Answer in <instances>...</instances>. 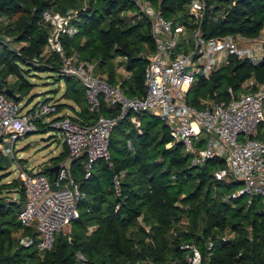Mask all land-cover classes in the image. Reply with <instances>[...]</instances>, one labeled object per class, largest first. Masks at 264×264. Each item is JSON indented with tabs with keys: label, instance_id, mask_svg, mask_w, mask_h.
Listing matches in <instances>:
<instances>
[{
	"label": "trees",
	"instance_id": "1",
	"mask_svg": "<svg viewBox=\"0 0 264 264\" xmlns=\"http://www.w3.org/2000/svg\"><path fill=\"white\" fill-rule=\"evenodd\" d=\"M149 1L173 21V27L195 26L185 12L188 0ZM207 4L221 14L214 18L215 13L206 12L203 16L200 28L205 38L225 34L255 37L264 30V0H207ZM68 8L76 10L72 20L76 32L62 36L65 54L76 53L79 59L94 63L95 73L119 85L127 97L144 93V69L155 43L149 20L128 0H0V83L12 90L14 96L8 98L20 103L28 96L29 103L37 97L32 92L36 84L29 77L50 73L56 85H63V101L58 100L51 116L64 109H70L72 118L83 123H92L98 114L115 116L119 107L108 106L102 99L99 111L90 112L79 79L61 73L60 57L46 49L50 24L42 13L64 14ZM178 11L182 16H177ZM4 37L10 38L13 48L2 42ZM120 68L129 73L127 78L119 76ZM11 76L15 80H9ZM245 81H250L245 86L249 91L264 84V56L256 63L231 58L208 79L191 85L186 100L197 108L207 99L227 103L228 89L237 96ZM58 92L56 88L42 95L54 97ZM132 114L127 113L112 128L109 158L97 159L89 177L84 178V156L70 160V173L85 196L77 203L78 216L71 221L70 232H58L51 249L22 245L13 236L23 228V235L36 240V231L22 227L17 219L26 201L21 181L0 184V264H186L184 243L199 249L202 264H264L261 198L232 196L241 183L213 176L224 166L222 159L193 164L192 154L173 142L159 117L137 114L140 125L135 126ZM51 122L38 121L34 133L56 131ZM263 128L264 120L255 137H264ZM63 148L59 156L50 158L51 166L68 157L64 143ZM3 169L6 167L0 165ZM38 171L53 181L55 171L50 166ZM4 190L16 191L17 198L5 202ZM208 242L212 243L209 248ZM78 252L85 261L77 258Z\"/></svg>",
	"mask_w": 264,
	"mask_h": 264
},
{
	"label": "built area",
	"instance_id": "2",
	"mask_svg": "<svg viewBox=\"0 0 264 264\" xmlns=\"http://www.w3.org/2000/svg\"><path fill=\"white\" fill-rule=\"evenodd\" d=\"M128 1L149 20L155 43L144 69V93L135 97L125 96L119 85H112L97 75L94 63L79 59L75 53L65 54L61 38L76 32L71 22L74 12L61 14L45 10L42 13L43 20L50 24L46 49L60 57V72L79 79L90 112L99 111L102 99L108 106L119 107L117 115L98 114L92 123L66 115L51 122L55 103L43 100L23 111L21 103L0 91V149L7 143L3 148L5 154L14 158L15 142L36 132L38 121L51 122L68 151L67 159L57 165L52 182L39 171L18 167L26 201L17 219L22 227H34L36 231V240L29 235L18 238L22 245L35 244L41 251L51 249L55 235L78 216L77 203L85 195L70 173V160L84 156V178L89 177L97 159L109 158L112 128L130 111L133 112L130 120L135 126L140 125L137 114L148 112L159 117L173 142L181 143L192 154L193 164L222 159L224 166L213 173L214 178L237 180L241 188L232 196H258L264 203V137H255L258 125L264 120V84L237 96L229 88L227 103H211L207 99L202 108H197L186 100L191 85L208 79L212 72L228 65L231 58L258 62L264 56V30L245 42L240 34L205 38L200 28L203 16L206 12L215 13L214 18L221 14V11L214 12L207 0H188L189 16L195 22L190 29L181 24L173 27V21L166 19L149 0ZM2 42L9 48L14 47L9 37H4ZM114 182L118 193L117 177ZM211 245L208 242V248ZM182 247L187 251L186 264H202L200 251L194 244L184 243ZM77 258L85 261L79 252Z\"/></svg>",
	"mask_w": 264,
	"mask_h": 264
},
{
	"label": "rangeland",
	"instance_id": "3",
	"mask_svg": "<svg viewBox=\"0 0 264 264\" xmlns=\"http://www.w3.org/2000/svg\"><path fill=\"white\" fill-rule=\"evenodd\" d=\"M154 6H156V4H154ZM70 12H74L71 18V22H72V20L76 16V10L72 8H68L65 10V13H70ZM185 12L189 15L188 8L185 9ZM182 14H183L182 11L177 12L178 17L182 16ZM128 15H132V13L128 12ZM249 38L252 37L243 36V35L241 36V40L243 42H245L246 39ZM117 72L120 77L127 78L129 76V73H127L123 68L118 69ZM50 75H51L50 73L41 72L38 73L37 77H34L33 75L32 77H29L28 80L36 84L32 90V92L35 93L34 96L46 94L50 92V90L59 88V92L55 95V101H56L60 99L59 96L62 92L63 85L62 84L56 85L55 81L50 77ZM9 80L13 81L15 80V77L11 76ZM249 83L250 81H245L242 85L241 90H239L238 93L241 94V93L249 92V90L245 89V86L248 85ZM27 99L28 96L23 98V100L20 102L23 111L29 110L37 102V97H35L33 101L29 103H27ZM263 111H264V100H263ZM148 119L149 117H146L145 121H147ZM262 131H264V128ZM55 132L56 131L50 130L49 132H37L34 134H27L24 137H21L16 144V149L19 147V149H17V155H16L17 159L10 158L9 155L4 153L3 148L8 144L3 143L2 148L0 149V165L5 166L6 169L0 170V176H1L0 184L10 182L13 179H17L19 172L18 167H21L22 169L31 168L34 169V171H36V168L41 167L43 165L42 163H45L46 161L50 160L51 154L61 149L60 145L57 149H55L56 146L54 143L57 140L51 139L52 136L56 134ZM17 156H19L20 159ZM239 188H241V186ZM239 188L235 187L233 189L234 192H236ZM1 195L4 196L5 202H8L10 200H15L17 198L14 190H10V191L4 190ZM22 232H23V228H21L19 231L13 232V236H15L16 238H20L21 236H23ZM69 232H70V225L67 226L64 230H62L63 234H68Z\"/></svg>",
	"mask_w": 264,
	"mask_h": 264
},
{
	"label": "crops",
	"instance_id": "4",
	"mask_svg": "<svg viewBox=\"0 0 264 264\" xmlns=\"http://www.w3.org/2000/svg\"><path fill=\"white\" fill-rule=\"evenodd\" d=\"M60 84H62V83H60ZM62 93V92H61ZM59 97H61V94H60V96ZM49 98H53L52 100H50L51 102H53V103H57L58 102V100H56L55 101V96L54 97H51L49 94L48 95H46V96H44V95H39V96H37V102H39L41 99H44V100H47V99H49ZM60 100V102L61 101H63L61 98L59 99ZM36 102V103H37ZM107 105V104H106ZM76 109H77V107H75ZM62 115H64V116H73V113H72V111L70 110V109H64L63 111H61L60 113H58L57 115H53V116H50V118H54V117H56V116H62ZM56 134L55 135H53L52 136V138L51 139H54V140H57L54 144H55V149H57L58 147H59V145L61 146V149L60 150H57V152H53L52 154H51V158H53V157H57V156H59L61 153H62V151H63V142H62V140H61V137L59 136V134L57 133V131L55 132ZM18 141V140H17ZM17 141L15 142V145H14V159H17L16 158V155H17V149H19V147L16 149V144H17ZM58 144V145H57ZM56 151V150H55ZM26 152V151H25ZM18 158H19V156H17ZM20 159V158H19ZM67 159V158H66ZM43 165L41 166V167H43V166H50L51 167V170H54V168H55V166H51V162H50V160H48V161H46L45 163H42ZM41 167H38V168H36V171H38V170H40V168ZM26 169H28V170H30V171H34V169H31V168H26ZM55 171V170H54ZM15 192V195H16V197H17V193H16V191H14Z\"/></svg>",
	"mask_w": 264,
	"mask_h": 264
},
{
	"label": "water",
	"instance_id": "5",
	"mask_svg": "<svg viewBox=\"0 0 264 264\" xmlns=\"http://www.w3.org/2000/svg\"><path fill=\"white\" fill-rule=\"evenodd\" d=\"M0 91H2L4 94H6L9 97H13L14 96L13 93H12V90L8 89V88H3V85L1 83H0ZM57 167L58 166H55V168H54L55 173H56Z\"/></svg>",
	"mask_w": 264,
	"mask_h": 264
}]
</instances>
